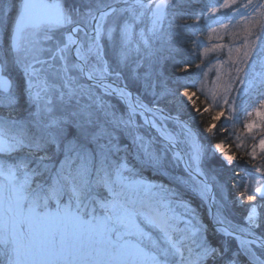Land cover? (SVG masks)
<instances>
[{
  "label": "snow or ice",
  "instance_id": "obj_1",
  "mask_svg": "<svg viewBox=\"0 0 264 264\" xmlns=\"http://www.w3.org/2000/svg\"><path fill=\"white\" fill-rule=\"evenodd\" d=\"M188 2L0 0V264H264V166L237 171L211 143L223 108L195 125L205 61L190 80L169 74L202 18L209 39L242 26L211 101L259 100L244 127L264 130V0ZM191 43L194 59L227 47Z\"/></svg>",
  "mask_w": 264,
  "mask_h": 264
},
{
  "label": "trees",
  "instance_id": "obj_2",
  "mask_svg": "<svg viewBox=\"0 0 264 264\" xmlns=\"http://www.w3.org/2000/svg\"><path fill=\"white\" fill-rule=\"evenodd\" d=\"M201 2V0H189L188 6L193 3L196 7ZM194 17H184L183 20L187 23H192ZM183 22V21H182ZM191 34L192 29L186 30L184 33V38L177 44V53L174 56V61L169 62V74L173 79L179 78L181 81L190 80L193 76H196L197 69L195 65L201 62V59H194L192 57V43H191ZM191 37V38H190ZM191 60V66L187 70V75L181 71L183 68V62ZM180 62V63H175ZM185 85L181 84V87ZM190 92L194 93L193 99L196 101L197 106L201 109L202 115L197 114L195 125L197 127L203 128L207 126L208 123H212V116L215 115L217 111L220 109L214 108L213 105L209 102L207 98H205L196 87H190ZM208 108V111H204L205 108ZM189 110L194 111L192 109L191 104H188V109L185 110V116H187ZM245 111V110H244ZM242 113V114H241ZM241 114L242 120L240 122L227 121L223 118V116L215 121L216 129L214 130L215 134L211 137V143L215 144L217 142H223L224 145L228 147L230 153H234L237 160V171H253L255 172V168H259L264 166V152H261L259 149V140L260 136H263L264 133L258 136L251 137V135L245 133L244 125L247 123L245 119H243V112H240L238 117ZM240 118V117H239ZM227 121V122H225ZM223 127L226 129L225 132H219L218 130ZM256 145V156L253 159L250 155L252 151V146ZM255 166V167H254ZM257 177L259 173H256ZM231 176V170L224 169L222 170V179L227 181ZM231 187V185H230ZM232 194H237L241 189L240 188H232ZM251 194V193H250ZM239 214V211H238Z\"/></svg>",
  "mask_w": 264,
  "mask_h": 264
},
{
  "label": "rangeland",
  "instance_id": "obj_3",
  "mask_svg": "<svg viewBox=\"0 0 264 264\" xmlns=\"http://www.w3.org/2000/svg\"><path fill=\"white\" fill-rule=\"evenodd\" d=\"M219 3H222L223 0H218ZM241 2H244V0H241ZM191 5H186L189 11L192 10H198L200 7H202L203 5L207 4L209 7H217L218 3L217 0H201V2L196 5V7H194L195 5L193 3H190ZM226 9H221L220 12L216 13V14H209L210 16H212L213 19L218 18L222 13L226 12ZM208 18L204 17L202 18L199 28L200 31L199 32H194V30H192V34L191 37L194 38L195 35H200L203 39V43L201 44L200 47V51H203L204 47H211V45L213 43H222L225 44L227 47H225L224 49L218 50L217 52H213V53H209L207 56H202L200 59L205 61V63L201 64V67L203 68L204 72H207V76L205 77L203 75V73L199 74V78L197 79L196 82V88L197 90L205 97L209 100V102L211 103V105L214 106V108L216 109H220L223 108V118L227 121H233L236 120V122H240L242 120L241 118V114H240V118L238 117L240 112H243V119H245L247 122L250 120H254L257 119L256 115H255V111L254 109L260 106V102L259 100H249L247 103V107L244 110H240L238 105L240 103L239 100L236 101V106H237V110L236 112H232L228 106L223 105L222 101L220 102V107H217L215 104L212 103L211 101V93L212 91H220V86L223 85V83L228 79L227 76V69L229 67V64L227 63L228 61V48L229 47H239L242 43V37H243V31L242 26H237V27H230L227 30L224 29H219L217 33L212 34L211 39H209V33H208V25L205 22ZM238 19V18H237ZM222 23H227V21H222ZM235 23V22H233ZM191 24V23H190ZM213 27H217L218 25L213 24ZM240 32V36L241 39H234L232 37V33L234 32ZM219 36V39L217 38ZM233 58L236 56V52L235 50H233ZM219 59L221 61H225V63H222L220 65H217L216 60ZM221 73V78L219 80H217V72ZM197 76V74H196ZM203 80L204 81V87L203 89L200 86V81ZM234 88H239L242 87V85L236 84L233 86ZM203 93H207V95L203 94ZM236 93L233 92L232 94H230L229 96V100L231 101L232 97L235 96ZM251 112L252 115L249 116L248 113ZM245 129V127H244ZM245 133L251 135V137L254 136H258L261 135L262 133H264V130L260 129V128H254L251 132L247 131L245 129ZM260 138H263V136H260ZM226 146V145H225ZM259 147V146H258ZM226 148L228 149V147L226 146ZM259 186V185H256ZM237 215L239 216V214L237 213Z\"/></svg>",
  "mask_w": 264,
  "mask_h": 264
}]
</instances>
